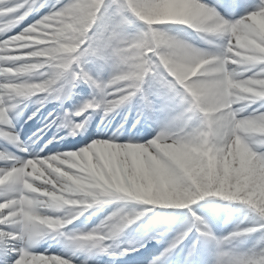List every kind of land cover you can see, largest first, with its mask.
Returning a JSON list of instances; mask_svg holds the SVG:
<instances>
[{
	"label": "snow or ice",
	"instance_id": "6c2138e0",
	"mask_svg": "<svg viewBox=\"0 0 264 264\" xmlns=\"http://www.w3.org/2000/svg\"><path fill=\"white\" fill-rule=\"evenodd\" d=\"M46 3L0 0V35ZM57 3L38 21L0 40V140L27 153L12 113L37 95L62 102L81 83L92 87L94 95L74 112L64 113L60 127L70 134L83 130L91 113L101 110L107 116L135 100L160 130L150 141L98 138L65 153L27 158L0 147L4 264H9L10 254V264H73L66 256L31 250L49 234L66 238L81 251L127 256L144 241L137 242L139 247H117V242L152 206L189 209L194 221L150 264H164L193 232L192 248L180 264H203L201 240H215L213 264H264V236L248 252L226 250L234 239L264 234V0H216L215 6L203 0ZM240 12L245 14L227 18ZM132 16L146 22V28L129 38L124 33ZM101 18L106 21L102 26ZM154 20L172 21L205 37L223 36V53L210 56L159 30L169 22ZM90 57L111 65L109 79L93 75L87 67ZM225 79L245 90L237 91L238 99L210 105L209 86ZM208 196L243 202L259 222L216 238L204 217L190 207ZM123 202H142L144 207H117L91 230L67 231L85 213ZM54 205L63 212L54 214ZM165 235L158 231L151 238L160 241Z\"/></svg>",
	"mask_w": 264,
	"mask_h": 264
},
{
	"label": "rangeland",
	"instance_id": "374dc122",
	"mask_svg": "<svg viewBox=\"0 0 264 264\" xmlns=\"http://www.w3.org/2000/svg\"><path fill=\"white\" fill-rule=\"evenodd\" d=\"M203 1H207L211 4L216 5V0ZM61 2H66V0H61ZM250 2L255 4L258 2V0H250ZM41 3H44V0H41ZM54 6H58L57 0H47L46 6L39 9L37 16H34L33 20H26L24 28L38 21L42 16L47 15L48 11L53 10ZM46 7H50L49 10L48 8L45 9ZM244 14L245 12H240L234 16L229 15L228 19H236ZM105 22V19L101 18L100 26L104 25ZM132 26L133 25L129 23L125 29L124 34L129 38L134 35L133 29L130 28ZM24 28L23 26L16 28L12 32L13 36L22 31ZM194 37L195 36L193 34L190 35L188 32L187 34H183V40L188 44L189 40ZM204 39H206L207 43L210 44H205L209 47V51L203 50L208 55H220L223 53L224 45L226 43V40L223 36H204ZM190 43L193 44L192 42ZM87 67L89 68V70H91L95 77L104 81L109 79L113 70L110 64H106L97 58L91 57L88 58ZM91 90L94 91L92 87ZM135 107H138L137 110H141L142 106L139 100L127 103L121 106L119 109H134ZM253 107H258V105H254ZM250 111L251 109H249V112ZM197 123H199V121H197ZM159 130L157 131V133L159 132ZM250 147H253L255 149L258 146L256 144H250ZM225 202L222 203L224 208L215 207L210 209V207H208L210 214H212L210 221L213 222L211 223L210 227L216 238H222L223 236L228 235L229 233L239 228H244L246 226H249L250 224L252 226L259 222V218H257L255 214L250 211L249 207L242 206L240 203L230 205ZM121 206H125L128 211H139L144 207L142 202H123L120 204H113L107 207H103L102 210L99 211V215H105L102 217L104 219L110 212L115 210V208ZM152 208L153 210L148 212L145 217L129 227L121 237L120 241L117 242V247H128L130 246V244L139 247V244L137 242L140 240L144 241V246L139 247V251L132 252L127 256L119 257L125 260L122 264H130L128 263L129 260H133V262L135 261V264H150L152 259L159 256L163 249L168 246V241H170L178 232L190 227L194 221V218L191 217L188 209L187 211L179 210L177 213H175V215H173V212H171V210L169 209H160L159 206H152ZM103 219H101V221ZM86 231L88 230H85L83 226L75 227L74 229L70 230V232L72 233H80ZM158 231H166V235L163 240L158 241L151 238ZM196 235L197 234L193 232V235L190 236L189 239L186 240L179 249H177L171 256L165 258L164 264H180V261L182 259L186 260L188 257V252L192 248V241L196 238ZM262 236H264V234L256 232L242 238L234 239L226 245V250H234L239 253L248 252L252 250L254 246L258 245V242L261 240ZM200 249V259L203 261V264H213L217 252V245L215 243V240H201Z\"/></svg>",
	"mask_w": 264,
	"mask_h": 264
},
{
	"label": "clouds",
	"instance_id": "9594fccd",
	"mask_svg": "<svg viewBox=\"0 0 264 264\" xmlns=\"http://www.w3.org/2000/svg\"><path fill=\"white\" fill-rule=\"evenodd\" d=\"M165 22H172V21H161V20H154L152 23H165ZM244 91L245 89L237 84V83H229L228 79H225L222 82H215L211 84L208 88V92L206 95V101L210 105H219L223 104L229 99L237 98V91ZM59 209V206H55Z\"/></svg>",
	"mask_w": 264,
	"mask_h": 264
},
{
	"label": "bare ground",
	"instance_id": "6f19581e",
	"mask_svg": "<svg viewBox=\"0 0 264 264\" xmlns=\"http://www.w3.org/2000/svg\"><path fill=\"white\" fill-rule=\"evenodd\" d=\"M0 167H2V166H0ZM89 252H86L85 253V255H84V258H83V260H85L84 262H82L81 264H85V262L86 263H89V262H91V263H94L93 261H90L89 259H90V256H89ZM111 258L110 259H108V260H111L112 262H111V264H114L115 263V259H116V257H114V256H110Z\"/></svg>",
	"mask_w": 264,
	"mask_h": 264
},
{
	"label": "trees",
	"instance_id": "16d2710c",
	"mask_svg": "<svg viewBox=\"0 0 264 264\" xmlns=\"http://www.w3.org/2000/svg\"><path fill=\"white\" fill-rule=\"evenodd\" d=\"M209 197H211L213 200H215V199H217V198H223V197H215V196H209ZM239 202H241V201H239ZM243 203V202H242Z\"/></svg>",
	"mask_w": 264,
	"mask_h": 264
}]
</instances>
